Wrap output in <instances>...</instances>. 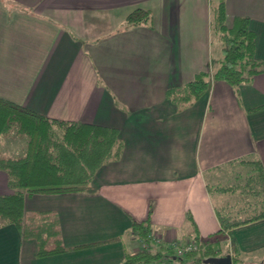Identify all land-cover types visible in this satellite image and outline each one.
I'll return each instance as SVG.
<instances>
[{"label":"crops","instance_id":"1","mask_svg":"<svg viewBox=\"0 0 264 264\" xmlns=\"http://www.w3.org/2000/svg\"><path fill=\"white\" fill-rule=\"evenodd\" d=\"M226 1L228 25L250 17L264 61V0ZM137 7L158 17L127 26ZM209 9L210 0H0V96L50 118L117 127L125 142L122 158L98 170L94 192L26 197V214L59 215L66 251L40 257L36 240L10 224L0 228V264H122L139 250L134 221L149 220L154 241L169 246L220 229L210 174L242 158L264 166V109L248 112L264 105V71L240 86V99L212 80L177 111L167 89L214 67ZM10 134L0 157L16 155L4 143L20 136ZM230 238L243 264H264V219Z\"/></svg>","mask_w":264,"mask_h":264},{"label":"trees","instance_id":"2","mask_svg":"<svg viewBox=\"0 0 264 264\" xmlns=\"http://www.w3.org/2000/svg\"><path fill=\"white\" fill-rule=\"evenodd\" d=\"M227 1L210 0L212 38L221 41L220 55L212 52V72H199L193 81L169 87L166 97L181 112L194 105L205 94L212 80L231 84L240 99V86L252 82L264 71V61L256 56V33L249 16H236L227 24ZM148 9L137 7L126 17L127 26L150 23ZM214 41V40H213ZM213 44V42H212ZM264 105L249 109L254 112ZM16 133L26 136L25 153L21 156L0 157V169L8 175V192L0 194V228L13 224L26 239H35L38 256L59 254L67 250L63 244L59 215L54 211L26 214L25 199L36 193L94 192L92 182L98 170L110 162L119 161L125 142L117 127L95 123L66 121L50 118L27 106L0 96V137ZM239 163L248 169L240 184L247 206L238 210L217 208L220 229L208 240L196 236L197 247L185 257L175 250L153 240L150 221L133 222L132 231L147 249L126 253L122 264H211L208 258L231 255L233 264H243L240 248L231 239V230L264 219V166L260 159L242 158ZM210 191L213 188L210 186ZM234 186H218L219 192H234ZM248 193V194H247ZM249 198V197H248ZM250 213L249 216H243Z\"/></svg>","mask_w":264,"mask_h":264},{"label":"rangeland","instance_id":"3","mask_svg":"<svg viewBox=\"0 0 264 264\" xmlns=\"http://www.w3.org/2000/svg\"><path fill=\"white\" fill-rule=\"evenodd\" d=\"M214 3L217 2L218 0H212ZM156 13L152 15V19H155ZM157 16V15H156ZM158 17V16H157ZM211 40L213 42V51L217 54L220 55V48H221V41H219L218 38H212L211 34ZM214 40V41H213ZM9 135H11L9 133ZM18 135V134H17ZM20 139L16 141H9L8 144L4 143V145H7V147L12 150L16 148V155L15 156H21L22 153H20V149L22 148L23 145V150L25 151L26 149V136L25 135H19ZM7 139V138H6ZM12 139V138H9ZM13 146V147H12ZM18 148H17V147ZM248 172V169L246 167H243L242 165H239V163H236L235 165H225L224 167L218 169L213 174H210L209 176V182L211 187L213 188V196L216 201V207L222 211L224 207H227L233 211L238 210L240 207H245L247 206V201L246 199L250 200L252 196L245 195L243 193V190L241 189L240 185L243 181L245 176ZM218 186H234V192H226V193H221L217 190ZM248 194V193H247ZM249 197V198H248ZM224 206V207H223ZM250 213H245L243 216H249ZM177 241V240H174ZM141 248V242H139L138 248Z\"/></svg>","mask_w":264,"mask_h":264},{"label":"built area","instance_id":"4","mask_svg":"<svg viewBox=\"0 0 264 264\" xmlns=\"http://www.w3.org/2000/svg\"><path fill=\"white\" fill-rule=\"evenodd\" d=\"M152 241H154V236H153V240ZM170 244H171V247L175 250L174 252L176 253V255L179 256V257H185L186 254L189 251H191V250H193V249H195L197 247V245L195 244V242L193 240L187 242L184 245H179L178 241H172ZM148 247H149V244L147 242L146 243L145 242L141 243V248L147 249ZM141 248L139 247V249H141ZM159 264H174V263L160 260Z\"/></svg>","mask_w":264,"mask_h":264},{"label":"water","instance_id":"5","mask_svg":"<svg viewBox=\"0 0 264 264\" xmlns=\"http://www.w3.org/2000/svg\"><path fill=\"white\" fill-rule=\"evenodd\" d=\"M207 263L211 264H233L231 255L208 258Z\"/></svg>","mask_w":264,"mask_h":264}]
</instances>
